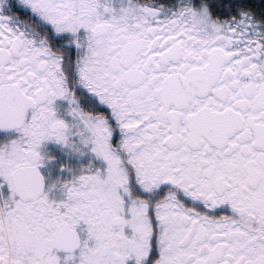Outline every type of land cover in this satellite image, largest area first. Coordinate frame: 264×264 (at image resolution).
<instances>
[{"label": "snow or ice", "instance_id": "6c2138e0", "mask_svg": "<svg viewBox=\"0 0 264 264\" xmlns=\"http://www.w3.org/2000/svg\"><path fill=\"white\" fill-rule=\"evenodd\" d=\"M0 264H264V0H0Z\"/></svg>", "mask_w": 264, "mask_h": 264}]
</instances>
